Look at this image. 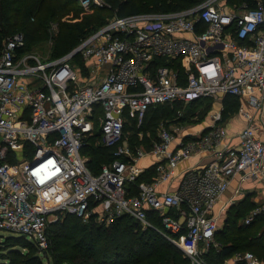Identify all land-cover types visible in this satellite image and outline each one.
<instances>
[{
	"label": "built area",
	"instance_id": "built-area-1",
	"mask_svg": "<svg viewBox=\"0 0 264 264\" xmlns=\"http://www.w3.org/2000/svg\"><path fill=\"white\" fill-rule=\"evenodd\" d=\"M75 1L84 10L108 8L104 0ZM254 1L203 0L180 10L114 15L49 61L18 54L21 34L8 38L0 53V230L46 252L49 227L63 215L85 224L129 217L173 242L192 264H205L202 256L218 247L220 222L242 187L264 184V0ZM76 58L85 62V78ZM226 98L240 101L247 122L234 145L224 127ZM206 100L220 109L205 123L160 127L153 138L140 131L147 146L131 145L125 128L142 127L150 109ZM95 133L113 153L97 174L82 154ZM203 154L212 161L178 172ZM150 169V181H140ZM235 179L234 193L216 210ZM176 180V188L158 190ZM260 215L264 203L244 224ZM232 259L264 264L252 252Z\"/></svg>",
	"mask_w": 264,
	"mask_h": 264
},
{
	"label": "trees",
	"instance_id": "trees-1",
	"mask_svg": "<svg viewBox=\"0 0 264 264\" xmlns=\"http://www.w3.org/2000/svg\"><path fill=\"white\" fill-rule=\"evenodd\" d=\"M201 1L104 0L108 8L84 10L75 0H0V53L8 38L22 33L27 44L46 35L51 22L58 24L55 53L62 54L76 48L84 38L103 26L108 20L107 14L125 17L150 9L180 10ZM247 1L250 6L255 5L254 0ZM43 14L45 16L41 19ZM25 52V47L17 49L20 55ZM226 99L233 100L232 104L236 102V99ZM207 101L188 107L197 108ZM168 109L169 106L152 108L142 127H126L125 131L131 127L133 132L131 145L142 144L136 141L137 132L155 135L156 128H152L157 124L154 122L170 116L174 110L169 112ZM230 109L225 107L224 118L230 114ZM203 113L204 109H196L190 112V117ZM85 142L82 154L89 158L87 166L90 171L97 174L102 165L112 161V150L100 144L99 133ZM153 174V169H150L140 181H150ZM255 206L251 200L243 199L229 208L224 225L215 237L218 247H212L202 256L205 264H223L235 254L244 252H252L264 262V215L256 217L249 225L244 224L245 217ZM81 223L80 219L69 215L61 223L51 225L48 231L50 247L46 252H40L35 245L20 236L0 237V264H44V258L46 264H71L82 258V255L77 254L84 255L82 264H188L183 254L165 237L152 229L142 231L139 224L129 217L116 219L108 228L104 225L95 226L94 222L89 223L91 225L88 227ZM154 224L158 229L161 228L159 220L155 219ZM75 250L80 251L76 253Z\"/></svg>",
	"mask_w": 264,
	"mask_h": 264
},
{
	"label": "rangeland",
	"instance_id": "rangeland-1",
	"mask_svg": "<svg viewBox=\"0 0 264 264\" xmlns=\"http://www.w3.org/2000/svg\"><path fill=\"white\" fill-rule=\"evenodd\" d=\"M156 11L157 10H155V9H150V10H147V11H143V13H150V12H156ZM44 16H45V14L41 15V19ZM106 16H107V18L109 20L110 18L113 17V14H107ZM38 19H40V17H38ZM19 34H21L23 36L22 33H17L15 35H19ZM57 36H58V24L55 23V22H51L48 25V30H47V34L46 35H42V36L38 37L36 40H34L32 42H29V43H27V44L24 45L25 51H26L24 54L25 55H28V56L36 57V58H38L41 61H49V60H54L56 58L62 57L64 55L70 53L73 49H75V48L70 49L67 52L62 53V54H59L58 52L55 53V38ZM72 63L76 67V69L78 71L79 70L81 71L82 78H85V76H86V73H85V62L82 61L80 58H76ZM235 101H236L235 104H232L231 103V102H234L231 99H225L222 102L223 103V106H225V107H227V106L228 107H231L230 114H228V117L229 118L231 116H233L234 114L239 113V109H240L239 107H240V104L241 103H240L239 100H235ZM194 107H196V106H194ZM194 107H191L190 106V107L187 108V107H184L181 104H175L174 106H169V109H168L169 112L172 109L174 111L167 118H165L163 120H160V121H157V122H154V123L157 124V126H155V127L152 128L154 130L156 128L155 135H152L150 133H147L146 135L145 134L144 135L146 137L149 135L151 138H153L154 136L156 137L157 132H158V129L160 127L166 128V129H177V128H180V127H183V126H188L190 128L191 127H196L198 125H201V124L205 123L206 120H207V118L209 119V116H210L211 113H213L214 111H217V110L220 109L219 103L214 102V101H210V100L207 101V102H204L202 105L201 104L198 105L197 108H194ZM192 109L193 110H196V109H204V113L201 116L197 115L195 117H190V115H191L190 112L193 111ZM96 129H98V125H96ZM125 132L128 134V137L130 136L132 138V133L133 132L131 130V127L128 130H126ZM138 133L139 132H137V136H136L137 140L136 141H138L139 143H142V144L136 145V146H144V147L147 146V141L140 142V139L138 137ZM147 161L149 162V160H147V159L143 160V162H147ZM250 196H251V199H250ZM254 197H256V196L253 195V194H250L249 196H247L246 194H244L241 197L236 198L235 203H237L238 201L243 200V199H247V200L249 199V200H251V202H253V204L256 205V206L259 205V204L264 203L260 199L254 201ZM229 208L225 212V214H224V216H223V218H222V220L220 222V230L222 229V227L224 225V220H225V218H226V216L228 214L227 212L229 211ZM66 216L69 217V215H63L62 218L60 219V221H57V222L53 223L52 226L53 225H56L58 223H61L62 220H64V218ZM81 224L82 225H86V227H88V226L91 225V224H85L84 222H82ZM111 224L112 223H109V224L108 223L97 224V223L94 222V225L95 226L104 225L106 228H108ZM51 227H49V228H51ZM8 236H16V235L13 234V233H11V232H8V231L0 230V237L3 238V237H8ZM170 243L172 244V246H174L175 248H177L183 254V257L188 260V264H192L191 259H189L173 242H170ZM75 251H76V253H79L80 250H75ZM77 255H82V258H79L77 260L72 261L71 264H82L83 263V261H84V258H83L84 255L83 254H77ZM179 257H182V256L179 255ZM180 259H183V258H180ZM232 261H233V259L232 258H229L223 264H232ZM44 264H46V259L45 258H44Z\"/></svg>",
	"mask_w": 264,
	"mask_h": 264
},
{
	"label": "crops",
	"instance_id": "crops-1",
	"mask_svg": "<svg viewBox=\"0 0 264 264\" xmlns=\"http://www.w3.org/2000/svg\"><path fill=\"white\" fill-rule=\"evenodd\" d=\"M255 118L257 119L258 116H256ZM261 121L264 124V118H261ZM246 124H247L246 120L239 113L234 114L230 118L228 116L227 118H224V127L227 133V141L230 142L232 145L237 144L238 136L240 135L241 131L245 128ZM147 160H149V162L141 161L140 164L142 167H147L148 164L151 162L149 158ZM210 161H212V157L209 154H203V155L191 157L190 159H187L186 161H184L179 165L178 172L182 174L184 170L190 167H193L195 165H206ZM178 181L179 180L174 181L171 185H161L159 186L158 190L165 192L169 189L176 188L178 185ZM237 186H238V182L237 179H235L231 183L229 192L222 198L221 202L217 205L216 210H219V208L222 207V204L225 203L226 200L232 196ZM244 194H253L256 196L254 197V201L260 199L261 201L264 202V184H262L261 182L247 183L242 187V192L238 197H241Z\"/></svg>",
	"mask_w": 264,
	"mask_h": 264
}]
</instances>
